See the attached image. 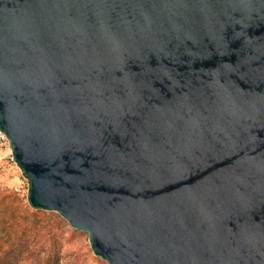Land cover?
<instances>
[{
	"label": "water",
	"instance_id": "1",
	"mask_svg": "<svg viewBox=\"0 0 264 264\" xmlns=\"http://www.w3.org/2000/svg\"><path fill=\"white\" fill-rule=\"evenodd\" d=\"M0 130L107 264H264V0H0Z\"/></svg>",
	"mask_w": 264,
	"mask_h": 264
},
{
	"label": "rangeland",
	"instance_id": "2",
	"mask_svg": "<svg viewBox=\"0 0 264 264\" xmlns=\"http://www.w3.org/2000/svg\"><path fill=\"white\" fill-rule=\"evenodd\" d=\"M20 226L24 233V242L27 241L31 250L41 251V247L50 245L46 233L50 227L59 236V259L56 264H107L96 257L89 244L88 234L74 230L58 213L37 211L26 203L14 197L7 191L0 192V227L5 230ZM21 240V244L23 241ZM23 246H26L23 244ZM16 253L9 251L0 261V264H24L29 254L26 249L19 247ZM57 251L56 249L54 252ZM45 251L41 252L44 256ZM20 261V262H19ZM55 264V263H54Z\"/></svg>",
	"mask_w": 264,
	"mask_h": 264
},
{
	"label": "trees",
	"instance_id": "3",
	"mask_svg": "<svg viewBox=\"0 0 264 264\" xmlns=\"http://www.w3.org/2000/svg\"><path fill=\"white\" fill-rule=\"evenodd\" d=\"M37 210V209H36ZM40 211V210H37ZM24 233L22 230H20V226L16 225L14 228L10 227V229L5 230L4 227H0V261L2 258L9 252L10 253H16L19 247L21 249H26L28 253V259L25 261L24 264H56L59 259V248H60V239L59 236L54 233L53 228L50 227L49 231L46 233V236L49 239H47L48 242H50V245L44 246L41 244L44 249L41 247V251L31 250L28 246L29 244L24 242L22 239L24 238ZM21 240L23 243L21 244ZM25 244L26 246H23ZM57 250L54 252V250ZM45 251L44 256H41V252ZM20 262V261H19Z\"/></svg>",
	"mask_w": 264,
	"mask_h": 264
},
{
	"label": "built area",
	"instance_id": "4",
	"mask_svg": "<svg viewBox=\"0 0 264 264\" xmlns=\"http://www.w3.org/2000/svg\"><path fill=\"white\" fill-rule=\"evenodd\" d=\"M7 191L17 197L29 207L30 185L23 176L12 154L10 143L5 134L0 130V192ZM33 208V207H32Z\"/></svg>",
	"mask_w": 264,
	"mask_h": 264
}]
</instances>
